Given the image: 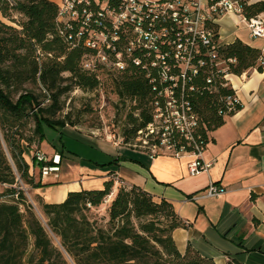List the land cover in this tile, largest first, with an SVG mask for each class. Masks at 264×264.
<instances>
[{
  "label": "trees",
  "instance_id": "trees-1",
  "mask_svg": "<svg viewBox=\"0 0 264 264\" xmlns=\"http://www.w3.org/2000/svg\"><path fill=\"white\" fill-rule=\"evenodd\" d=\"M56 1L61 0H0V133L20 180L32 189L42 184L34 181L31 167L25 163L24 154L31 139L22 135V127L33 123V135L39 143L44 138V127L56 132L67 126L76 127L78 123L69 114L57 118L62 110L60 100L74 88L84 92L98 89L99 73L105 69L98 66L94 73L83 70V57L95 50L86 46L85 28L79 21L73 22L71 30L58 26ZM88 1L94 13L98 6L94 0ZM121 4L122 0H108L112 11H119ZM261 14L264 1L243 7L246 19ZM15 15L22 21H16ZM209 27L217 44L212 50L215 58L210 60L208 56L211 49L200 47L198 59L204 65L184 87L197 119L196 135L205 147L210 134L241 110L240 104L227 107L224 99L235 92L224 77L241 76L253 70L264 72V55L260 50L239 40L218 46L217 27L212 23ZM89 28L94 27L91 24ZM78 33L82 36L77 37ZM68 37L70 41H66ZM125 43L127 39L123 38L119 50ZM132 58L148 64L138 51H132ZM156 76L154 69L147 71L126 61L124 70L111 79L117 98L135 104L132 111L138 112L137 118L132 119V130L125 135V144L135 139L138 132H146L154 121L155 99L163 88ZM160 134L150 145L161 148ZM169 139L176 151L186 144L175 131ZM16 180L0 143V187L12 188ZM114 191V181L108 180L102 190L70 192L61 204H42L45 228L32 207L25 205L22 192L10 189L7 192L11 200L0 201V264H214L190 246L183 255L179 253L172 233L185 224L171 204L164 200L155 202L135 187L120 186ZM103 208L107 222L98 226L88 214ZM228 264L239 263L228 258Z\"/></svg>",
  "mask_w": 264,
  "mask_h": 264
},
{
  "label": "crops",
  "instance_id": "crops-1",
  "mask_svg": "<svg viewBox=\"0 0 264 264\" xmlns=\"http://www.w3.org/2000/svg\"><path fill=\"white\" fill-rule=\"evenodd\" d=\"M260 1L264 0H251L250 4ZM259 16L264 19V14ZM212 25L217 27L218 46L239 40L264 55V37H251L244 17L226 14ZM225 79L235 92L241 110L210 134L200 157L204 163L211 164L206 172L189 174V166L195 161L190 154L152 156L145 148L121 149L111 145L112 160L101 163L106 166L103 170L106 173L86 174L72 182L61 191V200L70 192L102 190L108 180L114 181L115 191L120 185L139 188L155 202L164 200L171 204L185 224L172 233L180 254L190 246L214 264H228V258L239 264H264V72L253 70L241 76L226 75ZM66 131L69 130L64 128L59 133ZM56 155L60 157V166L62 153L46 156L51 163ZM59 173L60 170L57 179L55 174L45 180L39 175V181L43 186H57ZM211 183L226 193L207 198L205 191ZM32 191L37 201L52 204L37 194L39 190Z\"/></svg>",
  "mask_w": 264,
  "mask_h": 264
},
{
  "label": "built area",
  "instance_id": "built-area-1",
  "mask_svg": "<svg viewBox=\"0 0 264 264\" xmlns=\"http://www.w3.org/2000/svg\"><path fill=\"white\" fill-rule=\"evenodd\" d=\"M94 2L98 6L94 13L89 8L91 3L88 0L59 2L56 21L58 26L71 30L73 22L79 21L85 28L86 46L95 50L94 54L83 57L81 67L89 73H94L98 66L120 72L124 70L126 61H131L147 71L154 69L156 79L163 87L155 99L154 119H160L163 125L158 133H161V148L152 145L151 155L158 156L159 152L175 157L190 154L195 157V161L189 166V174L196 176L206 172L211 164L200 159L206 147L201 137L196 135L197 119L184 87L197 75L198 68L204 65L198 59L200 47L211 49L208 56L210 60L215 58L212 50L217 44L209 25L226 14L244 17L243 7L249 5L251 0H122L117 12L108 8V0ZM245 22L251 37H264V19L257 16L245 18ZM91 24L94 28H89ZM60 34L65 36L63 32ZM76 36L80 37L82 33ZM123 38L127 39V43L119 50ZM70 40L71 37L66 38V41ZM165 48L166 51L163 50ZM132 51L141 53L148 64L132 58ZM164 84L167 86L164 87ZM224 101L228 108L239 104L235 94ZM172 131L178 133L186 143L178 151L170 143ZM50 162L52 165L42 166L49 163V160L39 152L34 155V166L39 167L41 180H45L50 174H55V178H58L60 157L56 155ZM225 193V189L211 183L205 196L215 198ZM14 198L17 200V195Z\"/></svg>",
  "mask_w": 264,
  "mask_h": 264
},
{
  "label": "rangeland",
  "instance_id": "rangeland-1",
  "mask_svg": "<svg viewBox=\"0 0 264 264\" xmlns=\"http://www.w3.org/2000/svg\"><path fill=\"white\" fill-rule=\"evenodd\" d=\"M157 2L160 0H147ZM59 3V1H56ZM16 21H22V18L14 16ZM118 75V71L108 68L101 70L99 73L100 86L95 91L84 92L78 88H74L65 94L61 100V112L57 114V118L69 114L72 121L78 124L72 128L67 126L64 134H60L51 128L44 127V138L39 143L33 135V123L28 122L22 127V135L27 139H31V143L24 154V160L31 168L34 175V181L39 180L40 169L34 166V155L39 152L45 156L51 157L55 153H62L64 158L59 166L60 183L57 186H39L33 190H39L37 194L44 196L48 203L61 204L67 196L61 200V191L69 188L72 182L78 181L80 178L88 175H100L106 166L101 163L112 160L111 145L127 149L124 146L147 149L150 151L153 141L157 139L158 133L163 125L158 118L154 119V123L146 132H138L135 139H130L129 144H125V135L132 130V119L137 118L138 112L132 111L135 104L130 102H122L113 93L111 79ZM48 103V102H45ZM133 115V116H131ZM154 132V133H153ZM153 133V134H152ZM152 136V137H151ZM101 141H105L103 144ZM0 143L11 164L15 176L17 177L15 186L8 187L3 185L0 187V201L8 202L11 200L7 191L14 189L21 191L24 195L25 205L32 207L34 213L42 222L45 228L46 221L41 212L42 203L34 198L35 192L31 186L25 185L19 178V174L11 159L10 151L3 140L0 133ZM112 153V154H111ZM43 154V155H44ZM46 158L48 159V157ZM71 163H69L68 161ZM74 165L76 171H73ZM69 166V167H68ZM103 173H106L103 171ZM121 186V185H120ZM122 187V186H121ZM53 195V198L51 199ZM24 211V207H20ZM105 208L97 212H90L88 216L91 220L97 221L98 226H105L107 222ZM53 243L57 245V240L51 235L47 229Z\"/></svg>",
  "mask_w": 264,
  "mask_h": 264
}]
</instances>
